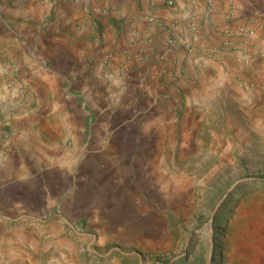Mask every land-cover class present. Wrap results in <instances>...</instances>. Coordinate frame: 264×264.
<instances>
[{
  "label": "rangeland",
  "instance_id": "1",
  "mask_svg": "<svg viewBox=\"0 0 264 264\" xmlns=\"http://www.w3.org/2000/svg\"><path fill=\"white\" fill-rule=\"evenodd\" d=\"M152 8L151 0H0V264H264V184L257 180L264 177V80H238L233 92L191 116L172 84L179 77L169 74L164 88L174 95L159 108L177 107L172 121L139 136L140 143L155 141L152 149H138L153 158L137 154L130 165L124 158L113 196L72 194L66 182L48 178L41 164L50 161L40 153L31 150L26 163L16 152L26 117H46L42 112L57 98L65 108L49 117L65 124L71 103L67 71L56 77L49 101L29 81L35 40L58 38L59 50L79 36L74 55L87 61L91 49H107L122 19L145 21ZM67 14L71 34L63 27ZM137 121L141 128L149 122L143 112ZM61 130L60 140L73 136L67 126Z\"/></svg>",
  "mask_w": 264,
  "mask_h": 264
},
{
  "label": "crops",
  "instance_id": "2",
  "mask_svg": "<svg viewBox=\"0 0 264 264\" xmlns=\"http://www.w3.org/2000/svg\"><path fill=\"white\" fill-rule=\"evenodd\" d=\"M151 2L154 4L151 15L157 25L138 17L122 19L116 25L112 43L105 51L91 49L87 61H78L74 55L80 48L78 39H83L79 36L59 50L58 38L35 40L38 55L25 68L29 81L42 94L45 91L49 101L54 96L52 86L56 77L67 71L73 87L67 99L71 103L63 113L65 124L49 117L65 108L64 104H55L57 98L42 112L46 117H26L18 125L14 147L23 162L28 163L33 155L31 150L50 161L41 164L49 173L48 178L59 186L66 182L72 194L82 191L92 196L93 191L94 195H116L124 158L128 165L137 154L153 158L154 154L148 150L140 153L138 149L141 146L152 149L155 141H148V137L141 143L138 140L159 124L165 130L164 121H172V111L177 107L170 103L163 104V110L159 108L160 100L172 91V87L170 92L164 88V83L172 81L169 75L172 72L179 77L172 84L181 91L186 112L191 116L207 101L233 92L238 80H264V0H194L192 6L188 0H174L173 8L164 0ZM116 6L125 9L122 3ZM65 18L63 27L71 34L74 20L70 14ZM238 27L252 28L253 33L243 38L224 34ZM17 37L20 44V34L16 33L14 40ZM1 38L0 32V42ZM187 47L194 52L189 53ZM140 112L149 120L142 128L137 123ZM180 122L183 124L184 120ZM66 126L73 136H65L68 146L64 150L60 142H66L59 136ZM30 127L36 133L33 141ZM70 150L77 151L78 156L67 153ZM92 199L84 197V202L91 203Z\"/></svg>",
  "mask_w": 264,
  "mask_h": 264
},
{
  "label": "built area",
  "instance_id": "3",
  "mask_svg": "<svg viewBox=\"0 0 264 264\" xmlns=\"http://www.w3.org/2000/svg\"><path fill=\"white\" fill-rule=\"evenodd\" d=\"M173 3L171 0H168L167 1V5L168 6H171ZM145 22L150 24V25H157V20L152 17V16H147L145 17ZM253 33V29L252 28H249V27H238L236 29H231V30H226L224 32L225 35H227V37H240V38H243V37H247L248 35H251ZM169 43H172V41H169ZM187 50L189 53H193V49L187 47ZM251 58V57H250Z\"/></svg>",
  "mask_w": 264,
  "mask_h": 264
},
{
  "label": "trees",
  "instance_id": "4",
  "mask_svg": "<svg viewBox=\"0 0 264 264\" xmlns=\"http://www.w3.org/2000/svg\"><path fill=\"white\" fill-rule=\"evenodd\" d=\"M257 180L260 181L262 184H264V177L258 178Z\"/></svg>",
  "mask_w": 264,
  "mask_h": 264
},
{
  "label": "water",
  "instance_id": "5",
  "mask_svg": "<svg viewBox=\"0 0 264 264\" xmlns=\"http://www.w3.org/2000/svg\"><path fill=\"white\" fill-rule=\"evenodd\" d=\"M231 190H232V188L228 189L226 195L229 194L231 192Z\"/></svg>",
  "mask_w": 264,
  "mask_h": 264
}]
</instances>
